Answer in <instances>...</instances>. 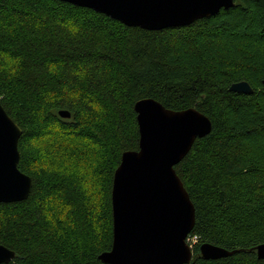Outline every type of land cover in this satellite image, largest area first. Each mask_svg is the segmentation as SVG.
<instances>
[{"label": "trees", "instance_id": "1", "mask_svg": "<svg viewBox=\"0 0 264 264\" xmlns=\"http://www.w3.org/2000/svg\"><path fill=\"white\" fill-rule=\"evenodd\" d=\"M243 81L251 95L229 91ZM141 99L211 122L174 167L195 210L190 264H264L255 252L264 244V0L161 31L55 0H0V104L22 132L18 169L32 180L27 199L0 204V245L16 254L8 264H105L113 175L138 150ZM54 128L76 144L75 171L42 162L35 141L58 148ZM202 244L235 253L205 261Z\"/></svg>", "mask_w": 264, "mask_h": 264}, {"label": "water", "instance_id": "2", "mask_svg": "<svg viewBox=\"0 0 264 264\" xmlns=\"http://www.w3.org/2000/svg\"><path fill=\"white\" fill-rule=\"evenodd\" d=\"M92 10L129 28L179 29L234 7V0H55ZM229 91L251 95L250 85L234 83ZM139 132L137 151L121 155L111 187L112 245L99 259L105 264H190L187 238L195 210L174 167L196 139L207 136L211 122L194 108L174 112L152 99L134 104ZM67 119L66 111L58 113ZM21 130L0 104V204L24 201L32 180L18 169ZM264 259V244L255 248ZM201 259L231 256L211 244L199 246ZM15 252L0 245V264Z\"/></svg>", "mask_w": 264, "mask_h": 264}, {"label": "rangeland", "instance_id": "3", "mask_svg": "<svg viewBox=\"0 0 264 264\" xmlns=\"http://www.w3.org/2000/svg\"><path fill=\"white\" fill-rule=\"evenodd\" d=\"M50 135L60 136L57 140L58 148L51 145L49 142V138L43 140V141H35V145L39 148V150L42 151V154L44 155V158H42V162L46 164L48 167L51 168H59V169H66L68 167L72 168L73 171H75L76 168H80L78 165V161H73L68 155L71 153L72 148H75L76 144L74 143L73 138L71 137V134L65 133L61 130H58L57 128L52 129ZM51 142V141H50ZM52 143V142H51ZM80 147V146H79ZM83 149H89L92 148L90 145H86L82 147ZM59 156L58 158L53 157ZM65 156V157H64ZM82 170V169H81ZM84 187L87 191L93 192L95 184V179L92 177V174H85L84 175ZM197 243L196 238H190L187 239V244L192 250V247L194 244Z\"/></svg>", "mask_w": 264, "mask_h": 264}]
</instances>
